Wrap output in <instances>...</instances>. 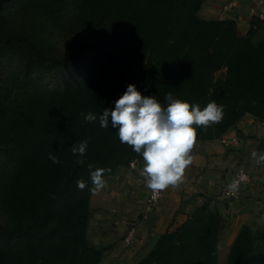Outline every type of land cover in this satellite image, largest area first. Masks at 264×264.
<instances>
[{
  "label": "trees",
  "instance_id": "1",
  "mask_svg": "<svg viewBox=\"0 0 264 264\" xmlns=\"http://www.w3.org/2000/svg\"><path fill=\"white\" fill-rule=\"evenodd\" d=\"M206 1L0 0V264H99L87 228L102 178L168 129L203 142L264 123V21L240 36L199 16ZM84 55L78 87L38 85ZM220 231L201 206L136 264H217ZM225 264H264V233L242 226Z\"/></svg>",
  "mask_w": 264,
  "mask_h": 264
},
{
  "label": "crops",
  "instance_id": "2",
  "mask_svg": "<svg viewBox=\"0 0 264 264\" xmlns=\"http://www.w3.org/2000/svg\"><path fill=\"white\" fill-rule=\"evenodd\" d=\"M228 3H233L234 8L224 11L223 6ZM251 8H256L255 0H207L202 5L199 16L204 19L234 20L238 34L244 36L250 25ZM257 9L264 13V0ZM172 135L168 133L162 135L159 144L142 161L131 164L130 168L119 167L114 171L122 172V169L129 168V172L134 171L138 176L143 172L151 174L147 186L139 187L145 194V200L152 178H162L163 187L161 198L150 211H147L142 197L139 198L133 191H129V195L124 196L125 199L122 196L125 211L131 214L128 218L131 221L128 228H135L134 239L129 245H125L124 234L120 242L113 236L108 238L110 244L117 243L114 246L92 245L102 251V260L99 264L108 262L136 264L142 258H135L136 254L145 250L142 255L144 257L152 249L155 239L160 234L179 228L192 216L197 207L201 206H208L220 217L217 264H225L221 260L223 255L220 254L221 247L225 246L228 253L242 226L248 227L251 231L260 230L264 233V124L246 115L221 137L238 139L236 145L229 147L221 144V138L203 142L178 141ZM241 171L248 172L251 180L244 186L240 199L228 204L220 198V188ZM114 173L97 183L90 200L100 193V186L103 188L105 182L114 178ZM135 180L129 176L127 182ZM125 187L128 189L127 184ZM129 204L130 206H127ZM177 209L180 211L182 221L178 226H173L171 219ZM123 247L128 249L123 251Z\"/></svg>",
  "mask_w": 264,
  "mask_h": 264
},
{
  "label": "rangeland",
  "instance_id": "3",
  "mask_svg": "<svg viewBox=\"0 0 264 264\" xmlns=\"http://www.w3.org/2000/svg\"><path fill=\"white\" fill-rule=\"evenodd\" d=\"M55 48L61 50L66 49L65 44L62 41L56 42ZM90 58L91 55H84L78 58L72 65L62 70L52 71V72L44 73L43 75L40 76H36L37 83L40 87L44 89H51L57 87H62V88L78 87L84 81H86L90 76V73L92 71ZM166 133L172 135L170 129H168V131L163 132L162 135ZM129 168L122 169V172H115L114 178L105 182L103 188L102 186L99 185L101 189L100 193L96 197L90 200L88 240L91 245L102 244L104 246H114L117 243L116 244L109 243L110 241L108 238H110L111 236H113L119 242L121 241V237H123V235L126 232V228L130 226L129 223L131 222L130 219H128L130 218L131 214L126 213L125 211L126 207L124 206L125 203L122 202V198L126 195L128 196L129 191L130 192L133 191L135 194L138 195L139 198L142 197L141 200L144 201L145 204V197H144L145 194L140 190L139 187L147 186V181L148 178L151 176V174L143 172L140 173L141 174L140 176H138L134 171L129 172ZM129 176H131L132 179H136V180L133 182L130 181L127 182ZM126 184L128 185V189L126 188L127 186L125 187ZM127 206H130V204ZM154 207H156V205ZM154 207L152 209H154ZM171 221L173 226H178L179 223H181L182 217L180 216V211L178 209L174 217H172ZM125 249L128 248L123 247V251ZM144 251L142 253L136 254L135 258L136 257L143 258L142 255L144 254ZM220 254L221 255L223 254L221 260H223V262H226V257L228 253H226L225 251V246L221 247ZM220 263L222 262L220 261ZM106 264H111V263L108 262Z\"/></svg>",
  "mask_w": 264,
  "mask_h": 264
},
{
  "label": "built area",
  "instance_id": "4",
  "mask_svg": "<svg viewBox=\"0 0 264 264\" xmlns=\"http://www.w3.org/2000/svg\"><path fill=\"white\" fill-rule=\"evenodd\" d=\"M262 2H263L262 0H255L256 8H251L249 10L250 22L253 20L264 21V13L257 9L259 8L260 5H262ZM233 8H234L233 3H228L225 6H223L224 11ZM250 26L251 24L249 25L248 29L250 28ZM237 143H238V139L235 137L226 138V139L221 138V144L224 147L236 145ZM250 180H251V175L248 172L241 171L236 173L229 182L224 183L221 186L220 198L226 201L228 204H231L233 201L239 200L240 197L242 196V191L244 186H246V184H248ZM162 187H163L162 178L156 177L152 179L151 186L145 200L147 211L152 210V208L158 203L159 199L161 198ZM134 236H135V228L134 227L128 228L127 232L123 237L124 244L129 245L134 239Z\"/></svg>",
  "mask_w": 264,
  "mask_h": 264
}]
</instances>
